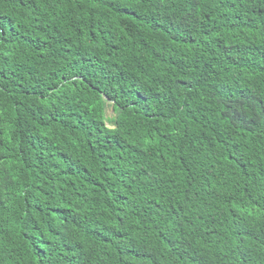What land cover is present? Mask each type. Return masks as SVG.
Listing matches in <instances>:
<instances>
[{
	"label": "trees",
	"instance_id": "trees-1",
	"mask_svg": "<svg viewBox=\"0 0 264 264\" xmlns=\"http://www.w3.org/2000/svg\"><path fill=\"white\" fill-rule=\"evenodd\" d=\"M0 264H264V0H0Z\"/></svg>",
	"mask_w": 264,
	"mask_h": 264
}]
</instances>
